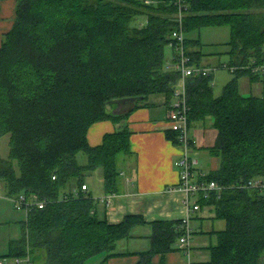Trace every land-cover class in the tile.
Returning a JSON list of instances; mask_svg holds the SVG:
<instances>
[{
	"label": "trees",
	"instance_id": "obj_1",
	"mask_svg": "<svg viewBox=\"0 0 264 264\" xmlns=\"http://www.w3.org/2000/svg\"><path fill=\"white\" fill-rule=\"evenodd\" d=\"M19 0L12 29L0 46V138L9 135L0 157V195H35L48 203L21 222L1 258L28 256L33 264H84L100 253L112 255L116 242L145 223L130 215L108 224L96 201L81 190L88 174L101 171L106 193L118 191L119 154L130 153L127 116L152 95L167 103L179 74L164 67V48L175 28L172 0ZM185 34L205 27L230 30L229 67L233 78L220 96L209 77L185 84L188 126L212 119L217 137L210 153L219 158L207 176L222 189L199 198L213 206L226 227L206 264H258L264 252V192L240 187L264 178V88L243 96L238 81L264 85L251 66L264 63V0H184ZM191 63L201 65L198 40L183 43ZM135 98L109 111L113 102ZM120 124L96 147L86 133L95 122ZM166 137L177 144L176 133ZM79 153L86 156L80 164ZM52 177H55L53 179ZM77 191V195L73 194ZM66 195V199L64 196ZM151 248L139 264L174 248L181 221L151 223Z\"/></svg>",
	"mask_w": 264,
	"mask_h": 264
},
{
	"label": "crops",
	"instance_id": "obj_2",
	"mask_svg": "<svg viewBox=\"0 0 264 264\" xmlns=\"http://www.w3.org/2000/svg\"><path fill=\"white\" fill-rule=\"evenodd\" d=\"M19 0H0V46L5 35L12 29L16 19V7ZM259 82L249 83L243 96L262 94L264 85ZM257 84V85H255ZM253 86H258L253 92ZM213 95L218 97V94ZM172 98L169 100L171 103ZM168 103L161 95L149 96L143 106L130 112L126 119L130 131V153L118 157V191L106 193L103 188L101 171L96 172L102 179L101 193L93 194L87 176L84 183L87 193L94 199L110 196L108 204L96 200L95 212L108 224H118L124 217L140 216L145 223L133 226L127 238L116 242L112 255L100 253L91 256L84 264H139V254L151 248V223L155 221H183L187 219L190 236L188 244L180 248L178 240L173 250L164 255H154L151 264H206L210 260V250L217 246V233L226 227L225 221L216 217L212 205L199 202L197 195H189L177 189L179 182L175 161L180 156V147L166 137L169 130ZM109 111L119 114L122 106H109ZM120 124L111 120L93 123L87 130L88 145L96 147L102 143L105 134L113 133ZM190 151L199 161V167L207 174L219 166V158L210 153L214 146L217 130L212 126V119L193 122L188 132ZM119 167V168H118ZM1 196V195H0ZM194 204L199 210L191 211ZM264 264V252L258 260Z\"/></svg>",
	"mask_w": 264,
	"mask_h": 264
},
{
	"label": "built area",
	"instance_id": "obj_3",
	"mask_svg": "<svg viewBox=\"0 0 264 264\" xmlns=\"http://www.w3.org/2000/svg\"><path fill=\"white\" fill-rule=\"evenodd\" d=\"M145 2H150L146 0ZM173 5L176 8L174 21L175 28L171 32L170 42L168 46L172 49V59L170 65L166 70L174 71L179 74V78L176 81L173 93L172 102L168 105V124L169 130L176 133L177 144L180 147V156L175 161V166L178 169L179 182L176 186L177 189L183 191L186 197L189 195H197L199 198H207L209 193L218 192L222 189L216 182L207 180L208 174L200 169L198 159L191 154L190 146L191 141L188 135V113L189 106L186 99L185 84L188 78L194 77H209L213 75L216 70L213 66L202 67L201 65H195L191 63L190 57L187 55L184 42L185 31L184 29V15L187 12L188 5L184 0H172ZM221 67L227 68L229 71L235 70V67H229L226 64ZM253 73H260L264 76V63L259 65H253L250 67ZM55 179V177H52ZM240 187L256 189L259 192H264V178H254L247 180ZM81 190L86 192L87 186L84 184L81 186ZM73 194L76 196L77 191L73 190ZM8 199L13 208L17 211H23L26 216L33 209H43L48 203L47 200H40L37 196L20 194L16 197H5ZM66 195L64 199H66ZM110 196L106 195L95 201H101L105 204L109 203ZM199 210V205L194 204L191 211ZM182 227L184 233L179 237L178 243L180 248H183L188 244V238L190 236V228L187 219L182 221ZM5 261L12 262L11 264H33L28 256L25 257H13V258H1L0 264H6Z\"/></svg>",
	"mask_w": 264,
	"mask_h": 264
},
{
	"label": "rangeland",
	"instance_id": "obj_4",
	"mask_svg": "<svg viewBox=\"0 0 264 264\" xmlns=\"http://www.w3.org/2000/svg\"><path fill=\"white\" fill-rule=\"evenodd\" d=\"M185 38L199 41V49L202 53V59L200 62L201 66H213L216 69L212 75L211 85L214 93L220 96L223 87L233 78L231 71L227 70L225 67H221V65H228L229 63V28L227 26L205 27L199 31L185 34ZM171 57L172 49L167 45L164 48V67L166 69L171 63ZM238 83L241 93L244 92V90H248L250 82L247 77H241ZM257 88L258 86H253V92L256 91ZM8 141L9 135H4L0 138V157L2 158L7 157ZM121 156L122 154H119L118 157ZM118 157H116L117 161L119 159ZM77 160L80 164H83L86 162V156L83 153H79ZM87 181L90 184L93 194L101 193L102 179L99 173L96 172L91 177L88 175ZM26 217L27 216L23 211L15 210L8 199L4 198L2 195L0 196V256L5 255L8 252V243L10 240H17L20 237L21 222L25 221ZM5 263L11 264L12 262L5 261Z\"/></svg>",
	"mask_w": 264,
	"mask_h": 264
},
{
	"label": "water",
	"instance_id": "obj_5",
	"mask_svg": "<svg viewBox=\"0 0 264 264\" xmlns=\"http://www.w3.org/2000/svg\"><path fill=\"white\" fill-rule=\"evenodd\" d=\"M128 101L135 102L136 99L135 98H131V99H128V100L127 99L115 100L113 103L118 105V106H120V105L125 104Z\"/></svg>",
	"mask_w": 264,
	"mask_h": 264
}]
</instances>
